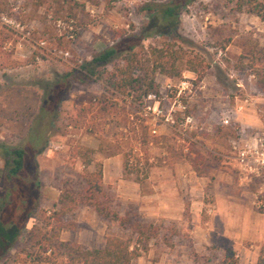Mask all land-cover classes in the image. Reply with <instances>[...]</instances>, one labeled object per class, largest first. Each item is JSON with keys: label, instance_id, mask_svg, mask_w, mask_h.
<instances>
[{"label": "rangeland", "instance_id": "obj_1", "mask_svg": "<svg viewBox=\"0 0 264 264\" xmlns=\"http://www.w3.org/2000/svg\"><path fill=\"white\" fill-rule=\"evenodd\" d=\"M171 2L180 6L174 24L152 20L157 16L146 10V0H0V31L4 26L10 36L0 55V143L26 152L22 171L11 179L0 158V264H29L21 253L24 238L38 224L39 211L56 209L61 181L74 180L82 172L74 155L78 147L93 151L87 170L99 165L101 175L104 157L118 156L121 163L126 159L132 173L121 178L138 186L134 199L121 201L112 185L103 184L118 215L131 212L143 223L162 225L170 247L151 240L132 264H217L224 245L220 239H207L204 230L215 227L210 218L213 184L219 178L233 184L249 216L264 217V168L250 161L240 169L231 146L264 147V22L235 12L234 0L152 4L160 10ZM129 38L138 39L144 48L170 45L183 62L196 67L197 73H192L179 63L180 77L171 78H193L194 85L203 82L206 88L189 101L182 99L193 129L160 126L151 135L138 118H129L138 102L83 78L69 81L49 118L40 112L45 84ZM166 79L155 75L157 90ZM246 113L254 120L246 121ZM223 116L228 117L227 125L221 123ZM157 195L180 220L156 215ZM193 208L198 221L192 220ZM64 223L71 229L61 231L59 239L86 248L101 247L106 235H123L86 207L75 209ZM171 229L175 235H169Z\"/></svg>", "mask_w": 264, "mask_h": 264}, {"label": "trees", "instance_id": "obj_2", "mask_svg": "<svg viewBox=\"0 0 264 264\" xmlns=\"http://www.w3.org/2000/svg\"><path fill=\"white\" fill-rule=\"evenodd\" d=\"M146 1V10H152L151 15L157 16H151L152 20L158 19L162 23L171 24L176 22L180 7L177 3L163 4L160 10H157L152 3L163 0ZM233 7L237 13L252 15L264 22V0H234ZM1 28L0 55L4 44L10 40L8 30L4 26ZM121 36L119 35V38ZM137 40L129 38L123 41L124 45L106 47L90 56L89 60L83 61L76 69L56 77L53 83L45 84L40 112L47 114L46 118L50 117L64 92L68 90L70 80L80 82L83 78L98 81L103 89L110 91L112 95L130 97L132 101L139 102L140 97L156 93L155 75L170 79L180 77L177 64L182 63L184 59L176 50L170 45L144 48ZM120 52H123L122 56L117 57ZM183 63L186 71L197 73L195 66L188 62ZM256 72L254 71L258 75ZM201 78L202 74L198 73L197 80ZM51 107L53 110H50ZM51 124L52 119L48 122V125ZM144 137L142 136V144L146 143ZM31 145L34 147L32 143ZM92 154L90 149L75 148L74 155L83 169L82 172L76 175L74 180L61 181L57 188L55 210L48 213L41 210L36 215L38 224L28 230L24 238V248L21 250L29 264H132V261L146 250L151 240L160 239L170 247L166 235L161 234V224L143 223L131 212L118 215L109 187H103L100 166L94 165L92 171L87 170L92 164ZM25 157L23 148H8L0 143L2 170L7 179L19 175L25 164ZM128 173L132 172L125 159L122 162V175ZM135 174L134 181L137 182L138 175ZM142 177H146L145 172ZM79 207L91 209L107 228L116 227L123 235L104 236L99 248H86L70 241H61L60 232L71 229L70 224L64 223L66 216ZM0 231L2 233V230ZM169 233L175 235L176 231L171 229ZM217 264H238V261L233 251L225 249ZM255 264H264L263 248L260 249Z\"/></svg>", "mask_w": 264, "mask_h": 264}, {"label": "crops", "instance_id": "obj_3", "mask_svg": "<svg viewBox=\"0 0 264 264\" xmlns=\"http://www.w3.org/2000/svg\"><path fill=\"white\" fill-rule=\"evenodd\" d=\"M202 91L206 88L202 82ZM251 114V113H250ZM249 113L244 115L246 121H253ZM246 116H250L247 120ZM102 183L112 185L116 197L121 201L133 200L138 186L135 183L124 181L121 178L122 163L118 156H106L102 159ZM228 176V175H226ZM226 178H219L214 185L211 222L215 227L205 228L204 234L207 239L221 240L224 247L229 249L238 258V264H255L264 242V217L252 216L247 213L244 206L234 194L235 188ZM158 189L164 190V186ZM171 189V187H170ZM159 192V190H157ZM156 215L170 220H180L178 215H173L168 209L167 201L157 195ZM202 206H205L202 203ZM197 208H193L192 220L198 221Z\"/></svg>", "mask_w": 264, "mask_h": 264}, {"label": "built area", "instance_id": "obj_4", "mask_svg": "<svg viewBox=\"0 0 264 264\" xmlns=\"http://www.w3.org/2000/svg\"><path fill=\"white\" fill-rule=\"evenodd\" d=\"M2 23L8 27L14 26L11 22L2 20ZM202 90V83L194 85L193 78L182 76L180 79H166L164 84L159 87L157 94H147L135 105V114L129 118L136 119L144 126L151 135H156L160 126H167L171 130L185 127L188 130L193 129V118L187 113V102L196 92ZM169 95H172L170 97ZM163 106H167L164 111ZM238 109H241L240 107ZM222 125L228 124V117L223 116L221 119ZM235 142L231 143L232 149L236 151L235 161L240 169L245 170L248 162H259V165L264 168V147L260 144L259 148L253 147L244 143L241 147L235 146ZM186 152V150H185Z\"/></svg>", "mask_w": 264, "mask_h": 264}]
</instances>
